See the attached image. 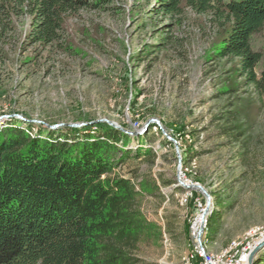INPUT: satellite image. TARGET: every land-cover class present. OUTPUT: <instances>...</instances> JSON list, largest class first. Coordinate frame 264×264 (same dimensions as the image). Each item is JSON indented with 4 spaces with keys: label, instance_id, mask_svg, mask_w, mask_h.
<instances>
[{
    "label": "rangeland",
    "instance_id": "1",
    "mask_svg": "<svg viewBox=\"0 0 264 264\" xmlns=\"http://www.w3.org/2000/svg\"><path fill=\"white\" fill-rule=\"evenodd\" d=\"M107 6L70 16L48 46L31 44L28 17L16 21L0 42V127L18 120L37 133L113 122L131 132L123 131L127 148L156 152L153 163L141 156L115 168L160 184L159 194L140 198L157 228L139 242L135 264H199L192 225L206 205L207 220L219 205L215 232L203 233L207 252L246 243L254 227L264 230V94L245 83L238 58L214 56L220 34L209 14L188 10L177 21L157 14L155 0ZM251 42L263 50L264 30ZM180 175L206 189L209 205Z\"/></svg>",
    "mask_w": 264,
    "mask_h": 264
},
{
    "label": "trees",
    "instance_id": "2",
    "mask_svg": "<svg viewBox=\"0 0 264 264\" xmlns=\"http://www.w3.org/2000/svg\"><path fill=\"white\" fill-rule=\"evenodd\" d=\"M113 1L0 0V42L14 36L17 20L28 17L31 44L53 45L70 16ZM155 3L157 14L177 21L188 10L209 14L220 34L214 56L238 58L245 83L264 94V49L251 42L264 30V0ZM33 126L12 120L0 127V264H135L139 242L157 228L142 212L140 198L159 194L160 184L115 168L141 156L153 163L156 152L127 148L131 136L105 122L57 131L40 126L37 133ZM161 179L163 185L173 183ZM217 208L206 234L217 228ZM254 264H264V254Z\"/></svg>",
    "mask_w": 264,
    "mask_h": 264
},
{
    "label": "bare ground",
    "instance_id": "3",
    "mask_svg": "<svg viewBox=\"0 0 264 264\" xmlns=\"http://www.w3.org/2000/svg\"><path fill=\"white\" fill-rule=\"evenodd\" d=\"M180 178H181V180L184 181V183L186 185H189L188 181L185 178H183L182 175H180ZM184 187H186V186H184ZM186 201H189L188 197L185 198V202ZM207 214H208V210H206L204 212V215H203V231L201 234L202 244L197 243L198 247L196 250L198 256L201 257V246H203L202 248L204 250V253L206 254V256H209L211 259H213V264H225V258L234 257L236 254L242 253V251H244V249L249 245L248 246V252H244L243 259H242V264H248L249 254H250L251 250L254 248V246L256 245V243L259 241V240H257L258 237H255V236L259 235L261 237H264V230H262L260 227H256V228L254 227V229H252V230H250V232H248L247 238L250 237V239H247L246 243L241 242V241L240 242L234 241V242H232V245H230L229 248L225 249L224 252H222L220 255H214V254L207 252L205 249V246L203 244V233H204L205 229H207V227H206L207 221H208L207 220ZM200 224H201V213L197 217L196 225L199 226ZM192 228H193V225H192ZM194 237H195V234H194ZM240 245H243V246H241V248H240ZM187 264H194V263L188 262ZM199 264H201V261L199 262Z\"/></svg>",
    "mask_w": 264,
    "mask_h": 264
},
{
    "label": "built area",
    "instance_id": "4",
    "mask_svg": "<svg viewBox=\"0 0 264 264\" xmlns=\"http://www.w3.org/2000/svg\"><path fill=\"white\" fill-rule=\"evenodd\" d=\"M206 210H207V205L204 208L203 207L201 208V224L199 226L196 225L197 218L193 222V233L195 234V243H200L198 237L199 235L202 234L203 231V215ZM248 246L244 249V251H242V253H238L234 257L225 258V264H242L243 254L244 252H248ZM201 264H213V259H211L209 256H206L202 246H201Z\"/></svg>",
    "mask_w": 264,
    "mask_h": 264
},
{
    "label": "water",
    "instance_id": "5",
    "mask_svg": "<svg viewBox=\"0 0 264 264\" xmlns=\"http://www.w3.org/2000/svg\"><path fill=\"white\" fill-rule=\"evenodd\" d=\"M111 125H113L115 128L117 129H120L121 131H124L126 133H131L130 131H128L127 129H125L124 127L118 125V124H115L113 122L110 123ZM148 125V124H147ZM51 127H55V126H51ZM178 180L181 184H185L183 180H181L180 176L178 177ZM185 186L187 187H191V188H194V187H197V188H200L203 190L204 194L207 196V199H208V205L210 203V197H209V194L208 192L206 191V189L204 187H202L201 185L199 184H192V185H186ZM207 210H208V207H207ZM198 240L199 242L202 244V239H201V235H199L198 237ZM203 247V246H202ZM264 248V238L261 239L257 245L252 249V251L250 252L249 254V258H248V264H254L255 263V260H256V257L259 255V253L261 252V250Z\"/></svg>",
    "mask_w": 264,
    "mask_h": 264
}]
</instances>
